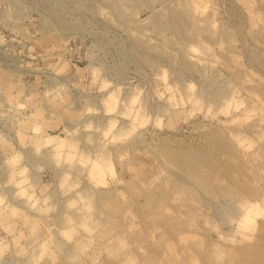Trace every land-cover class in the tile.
<instances>
[{"label": "rangeland", "instance_id": "obj_1", "mask_svg": "<svg viewBox=\"0 0 264 264\" xmlns=\"http://www.w3.org/2000/svg\"><path fill=\"white\" fill-rule=\"evenodd\" d=\"M0 264H264V0H0Z\"/></svg>", "mask_w": 264, "mask_h": 264}, {"label": "crops", "instance_id": "obj_2", "mask_svg": "<svg viewBox=\"0 0 264 264\" xmlns=\"http://www.w3.org/2000/svg\"><path fill=\"white\" fill-rule=\"evenodd\" d=\"M51 49V53L50 54H42V56H44V64H48V67L53 69H58L63 65V61H64V55L61 53H58L59 49H60V45L58 43H56L54 46L52 45L50 47ZM60 121L57 120H50L47 121L45 123V125L43 124V129L45 128L46 131H48V129H56L59 126ZM41 127V128H42ZM56 127V128H55Z\"/></svg>", "mask_w": 264, "mask_h": 264}, {"label": "bare ground", "instance_id": "obj_3", "mask_svg": "<svg viewBox=\"0 0 264 264\" xmlns=\"http://www.w3.org/2000/svg\"><path fill=\"white\" fill-rule=\"evenodd\" d=\"M63 67V66H62ZM165 139V138H164ZM166 140H168V139H166ZM173 142V141H172Z\"/></svg>", "mask_w": 264, "mask_h": 264}]
</instances>
